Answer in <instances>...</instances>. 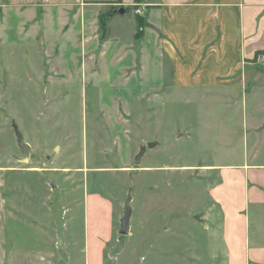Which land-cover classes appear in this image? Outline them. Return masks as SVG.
I'll use <instances>...</instances> for the list:
<instances>
[{"label": "rangeland", "instance_id": "1", "mask_svg": "<svg viewBox=\"0 0 264 264\" xmlns=\"http://www.w3.org/2000/svg\"><path fill=\"white\" fill-rule=\"evenodd\" d=\"M143 1L0 0L87 6L79 42L24 25L0 46V264H227L211 191L221 166L247 161L253 99L171 87L145 27L138 37L124 22L116 37L118 17L146 19ZM14 124L28 160L15 157Z\"/></svg>", "mask_w": 264, "mask_h": 264}, {"label": "crops", "instance_id": "2", "mask_svg": "<svg viewBox=\"0 0 264 264\" xmlns=\"http://www.w3.org/2000/svg\"><path fill=\"white\" fill-rule=\"evenodd\" d=\"M95 1L109 10L118 0ZM80 4L73 6L78 11L67 6L72 9L67 14L59 2L0 4V46L18 44L20 36L24 39V25L31 30L28 37L42 31L45 39L79 42L80 8L87 9ZM142 4L152 7L143 42L157 43L171 87L234 90L239 96L242 92L246 104L249 95L254 100L256 113L247 114L252 150L246 149L247 161L221 166V180L211 196L221 209L227 264H264V155L260 157L264 154V0H144ZM118 19L116 37L123 36L118 30L124 22H134L132 33L136 32L134 17ZM68 24L76 27L64 35L63 25Z\"/></svg>", "mask_w": 264, "mask_h": 264}, {"label": "water", "instance_id": "3", "mask_svg": "<svg viewBox=\"0 0 264 264\" xmlns=\"http://www.w3.org/2000/svg\"><path fill=\"white\" fill-rule=\"evenodd\" d=\"M14 130L17 137V143L19 148L21 149V153L16 155L15 157L19 160H28L31 157V145L26 141L25 135L19 128L17 124H14ZM180 134H178L179 136ZM103 150H107V146L105 142L102 140ZM148 146H154V143H148ZM141 154H139L136 158V163L140 162ZM133 208L131 206L130 201H126L125 203V211L123 216L120 218V228L119 233L122 235L129 234L130 231V220L132 215Z\"/></svg>", "mask_w": 264, "mask_h": 264}, {"label": "trees", "instance_id": "4", "mask_svg": "<svg viewBox=\"0 0 264 264\" xmlns=\"http://www.w3.org/2000/svg\"><path fill=\"white\" fill-rule=\"evenodd\" d=\"M114 2H115V1H114ZM153 7H155V6H153ZM145 20H146V19H143V18H141L140 16L137 18V25H138V29H139V31L137 32V36H138V37H141L142 34H143L144 27H145V23H146ZM257 54H260V52H257Z\"/></svg>", "mask_w": 264, "mask_h": 264}]
</instances>
